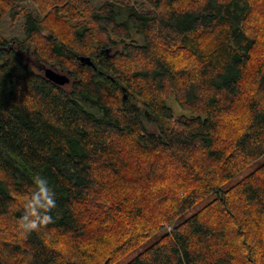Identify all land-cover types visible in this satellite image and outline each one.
<instances>
[{
	"label": "trees",
	"instance_id": "16d2710c",
	"mask_svg": "<svg viewBox=\"0 0 264 264\" xmlns=\"http://www.w3.org/2000/svg\"><path fill=\"white\" fill-rule=\"evenodd\" d=\"M27 1L0 0V264H264V0Z\"/></svg>",
	"mask_w": 264,
	"mask_h": 264
},
{
	"label": "rangeland",
	"instance_id": "374dc122",
	"mask_svg": "<svg viewBox=\"0 0 264 264\" xmlns=\"http://www.w3.org/2000/svg\"><path fill=\"white\" fill-rule=\"evenodd\" d=\"M94 2V4L96 5H100L104 2V0H92ZM21 6L23 8H26L27 11L29 10H34L33 8H35L32 4L31 1L28 0L26 3L21 4ZM23 26H24V19L22 16H20V18L13 24L11 22V19L9 18V16H7L4 21L2 22L1 26H0V34L1 36H3L8 42H12L13 40H19L22 41L25 39V35H24V31H23ZM170 106L178 113L180 114L182 111L180 110V108L176 105V103L171 100L169 101ZM262 164H264V157H262L260 160H258L252 167H250L247 172H251L254 169L258 168L259 166H261ZM238 179H233L230 180L225 186L224 189H227L229 187H231L232 185H234L236 183ZM216 194H212L210 195L208 198L204 199L198 208L202 207L203 205L209 203L211 200H213L215 198ZM196 209L192 210L189 214H186L182 217V219H180V221H184L187 218H189L191 216V214L193 212H195ZM157 241V237H154L152 239H150L148 241V243L145 245V247L152 245L153 243H155ZM133 258V256L126 258L125 260H123L120 264H126L128 261H130Z\"/></svg>",
	"mask_w": 264,
	"mask_h": 264
},
{
	"label": "clouds",
	"instance_id": "9594fccd",
	"mask_svg": "<svg viewBox=\"0 0 264 264\" xmlns=\"http://www.w3.org/2000/svg\"><path fill=\"white\" fill-rule=\"evenodd\" d=\"M36 182L39 185V194L34 196L31 203L26 205L31 211L30 215L35 217V219L29 220L28 216H25L23 219L27 221V223L23 224L22 226L27 229H36L39 227L40 224H46L50 222L51 217L48 215H43L42 217L38 215L36 211V206L40 204V199L45 198L47 201V208H51L54 206L55 201L52 198L53 194L47 188V181L44 178L36 177Z\"/></svg>",
	"mask_w": 264,
	"mask_h": 264
},
{
	"label": "water",
	"instance_id": "95a60500",
	"mask_svg": "<svg viewBox=\"0 0 264 264\" xmlns=\"http://www.w3.org/2000/svg\"><path fill=\"white\" fill-rule=\"evenodd\" d=\"M77 60L82 64V65H88L93 67L95 70H97L96 66L94 63L91 61L89 57H79ZM44 73L45 77L51 81L52 83L59 85V86H64L66 84L70 83V77L68 74H64L58 71L57 67H52V68H44ZM108 79H110L109 76H107ZM125 92V90H124ZM127 98V95L124 96Z\"/></svg>",
	"mask_w": 264,
	"mask_h": 264
},
{
	"label": "bare ground",
	"instance_id": "6f19581e",
	"mask_svg": "<svg viewBox=\"0 0 264 264\" xmlns=\"http://www.w3.org/2000/svg\"><path fill=\"white\" fill-rule=\"evenodd\" d=\"M43 70H44V69H43ZM43 70H42V71H43ZM70 79H71V78H70Z\"/></svg>",
	"mask_w": 264,
	"mask_h": 264
}]
</instances>
